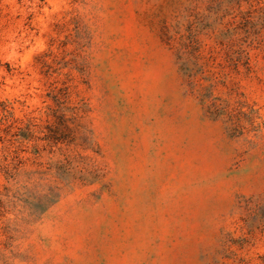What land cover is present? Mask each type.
<instances>
[{"label": "rangeland", "instance_id": "obj_1", "mask_svg": "<svg viewBox=\"0 0 264 264\" xmlns=\"http://www.w3.org/2000/svg\"><path fill=\"white\" fill-rule=\"evenodd\" d=\"M0 99V264H264V0H0Z\"/></svg>", "mask_w": 264, "mask_h": 264}, {"label": "trees", "instance_id": "obj_2", "mask_svg": "<svg viewBox=\"0 0 264 264\" xmlns=\"http://www.w3.org/2000/svg\"><path fill=\"white\" fill-rule=\"evenodd\" d=\"M232 1V0H228ZM17 118L12 116L11 110L8 104L0 99V140L4 141L8 139V135H13L12 130L15 129V134L17 133V128H20L17 123ZM25 137V134H22ZM27 138V137H26Z\"/></svg>", "mask_w": 264, "mask_h": 264}]
</instances>
